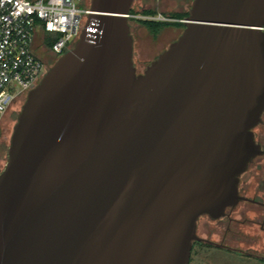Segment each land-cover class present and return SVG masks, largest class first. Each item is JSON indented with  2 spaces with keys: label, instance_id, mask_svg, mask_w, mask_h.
Masks as SVG:
<instances>
[{
  "label": "water",
  "instance_id": "water-1",
  "mask_svg": "<svg viewBox=\"0 0 264 264\" xmlns=\"http://www.w3.org/2000/svg\"><path fill=\"white\" fill-rule=\"evenodd\" d=\"M134 0L100 20L31 89L0 172V264H189L201 216L247 198L264 151V0H192L144 72Z\"/></svg>",
  "mask_w": 264,
  "mask_h": 264
},
{
  "label": "built area",
  "instance_id": "built-area-1",
  "mask_svg": "<svg viewBox=\"0 0 264 264\" xmlns=\"http://www.w3.org/2000/svg\"><path fill=\"white\" fill-rule=\"evenodd\" d=\"M95 13L87 0H0V120L14 100L26 97L44 76L35 47L45 46L60 57L84 31L89 37L101 31ZM156 15L141 17L161 20ZM131 17L138 18L133 13ZM47 41L52 42L50 47Z\"/></svg>",
  "mask_w": 264,
  "mask_h": 264
},
{
  "label": "rangeland",
  "instance_id": "rangeland-1",
  "mask_svg": "<svg viewBox=\"0 0 264 264\" xmlns=\"http://www.w3.org/2000/svg\"><path fill=\"white\" fill-rule=\"evenodd\" d=\"M191 4V0H134L132 9L137 12L136 15L138 18H143L141 16L143 15L142 11L144 10H155L157 11V15L154 18H159L165 21L166 18L169 17V13L186 12L190 9ZM130 24L134 36V63L137 66L138 71H142L146 65L158 56L159 53L166 49L169 44L181 34L184 28V25H170L163 28L158 36L154 38L139 21L130 20ZM40 49L42 53L48 51L45 46H42ZM38 52L36 53L38 54ZM4 115L5 116L1 118L0 122L5 119L8 121L10 120L8 116H6V113ZM16 121L14 120L10 123L12 128L7 133V141L5 140L6 135L3 134L2 130L0 133V171L3 170L8 159L7 144L10 143L13 124H15ZM262 130L264 132V125L259 127L260 133ZM263 164L264 157H258L255 164L251 165L241 177L242 182H248L251 185V195L255 193V189L260 185L264 187ZM245 207L251 208L250 205L240 203L237 210H243ZM248 216L250 221L242 219L241 237L240 240L236 242V247L242 252H229L198 244L193 249L190 264H264V229L261 228L259 222L254 221V219L257 218L253 212L250 211ZM259 220L262 219L260 218ZM216 223H218L217 220L215 221L211 217L203 215L199 221L198 233L205 232V224L214 226ZM213 238L217 240V236H214Z\"/></svg>",
  "mask_w": 264,
  "mask_h": 264
},
{
  "label": "flooded vegetation",
  "instance_id": "flooded-vegetation-1",
  "mask_svg": "<svg viewBox=\"0 0 264 264\" xmlns=\"http://www.w3.org/2000/svg\"><path fill=\"white\" fill-rule=\"evenodd\" d=\"M35 51L38 52V51H40V49L38 47H35ZM38 55L41 56L42 61H43L44 75L48 72V70L54 65V63L59 58V56L56 53L49 51V50L45 53H42L40 51V52H38ZM146 67H147V65L145 66V68ZM145 68L142 71L137 70V73L144 72ZM136 69H137V66H136ZM25 100H26V97H24L23 95L17 97L14 100V102L12 103L11 107L8 109V111H7L8 113L6 112V116H8V118L10 120L8 121L5 119L2 122H0V133L2 130L3 134L6 135V139H5L6 141H7V133L12 128V126H10V123H12L14 120L15 121L17 120L19 112L22 109V106H23ZM3 116H5V115H3ZM14 125L15 124H13V128H14ZM262 125H264V113L262 116V122L254 128L255 139L262 146V149L264 151V132H263V130L261 133L259 131V127ZM257 129H258V131H257ZM9 145H10V143L7 144V148L9 147ZM258 157H264V152L261 155L256 156L250 162L248 169L250 168L251 165L255 164V161ZM260 165H261V163H260ZM242 176H243V174H242ZM241 177H240V182H239V193H240V195L246 197L247 199L240 201L233 208H227L226 214L224 216H222L218 219L212 218L215 221L217 220L218 223H216L214 226H210L209 224H207V225L205 224V226H204L205 232H202L199 234L198 233V225H199L200 218L202 217L201 216L198 220V223H197V234L203 240L198 241L199 244H201L205 247L218 248V249L226 250L229 252H236V253L242 252L240 249H238L236 247V242H238L240 240V237H241L242 219L250 221V218L248 216V213L250 211L253 212L255 214V217L257 218V219H254V221L259 222L261 224L260 225L261 228L264 229V187L260 185L259 187H257L255 189L256 190L255 193L253 195H251L250 194V191L252 190L251 185L248 182H242ZM240 203L250 205L251 208L245 207L243 210H237V207L239 206ZM206 216L210 217L209 215H206ZM260 218L262 220H259ZM214 236H217V240L213 238ZM198 243H196V244H198ZM261 259H263V258H261Z\"/></svg>",
  "mask_w": 264,
  "mask_h": 264
},
{
  "label": "trees",
  "instance_id": "trees-1",
  "mask_svg": "<svg viewBox=\"0 0 264 264\" xmlns=\"http://www.w3.org/2000/svg\"><path fill=\"white\" fill-rule=\"evenodd\" d=\"M192 1V0H191ZM131 13L133 14H136L137 12L132 9L131 10ZM142 14L146 15V14H157V11L155 10H144L142 11ZM189 14V11H186V12H173V13H169V17H172V18H175L177 19L176 21L174 22H170V21H164V20H149V19H142V18H134V17H131L129 18V20H137L140 22V24L145 27L148 32L154 37L156 38L158 36V34L160 33V31L167 27V26H170V25H176V26H181L183 25V22L181 21V19H185L186 16ZM49 40V39H48ZM47 45L50 47L52 45V42L51 41H47ZM8 152V150H7ZM1 172V171H0ZM198 243V241H194V246H193V249ZM196 244V245H195ZM201 245V244H199ZM193 249H192V254H193ZM191 258H192V255H191ZM191 262V260H190ZM190 264V263H189Z\"/></svg>",
  "mask_w": 264,
  "mask_h": 264
}]
</instances>
